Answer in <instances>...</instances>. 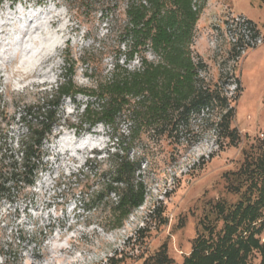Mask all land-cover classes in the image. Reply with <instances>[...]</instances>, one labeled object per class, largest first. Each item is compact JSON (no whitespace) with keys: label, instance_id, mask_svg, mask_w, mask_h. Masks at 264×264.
I'll return each instance as SVG.
<instances>
[{"label":"rangeland","instance_id":"374dc122","mask_svg":"<svg viewBox=\"0 0 264 264\" xmlns=\"http://www.w3.org/2000/svg\"><path fill=\"white\" fill-rule=\"evenodd\" d=\"M40 1L0 0V132L16 140L23 133L15 118L20 108L56 88L66 57L77 61L75 82L88 85L81 58L92 55L109 66L118 50L111 17L100 4L47 0L37 5ZM237 18L253 24L254 38H247ZM256 38L261 45L254 46ZM193 50L206 64L202 77L236 98L232 128L239 142L220 139L212 117L196 120L198 141L178 148L147 136L132 138L124 122L83 131L77 107L66 101L60 126L46 144L47 172L21 195L0 196V248H20L21 264H106L116 252H122L120 264H143L162 249L175 264L183 262L203 226L216 221L214 206L239 201L240 195L229 189L228 174L241 167L243 152L264 133V0H207ZM116 154L144 158L147 193L123 226L111 229L115 197L100 203L94 174L109 170V155ZM87 161L93 175L78 182ZM155 207L160 214L136 239ZM20 232L24 241L18 240Z\"/></svg>","mask_w":264,"mask_h":264},{"label":"trees","instance_id":"16d2710c","mask_svg":"<svg viewBox=\"0 0 264 264\" xmlns=\"http://www.w3.org/2000/svg\"><path fill=\"white\" fill-rule=\"evenodd\" d=\"M8 1L15 4L20 0ZM77 1L85 7L100 4L103 14L111 17L118 50L109 66L92 55L81 58L88 85L75 82L77 61L66 57L65 75L56 88L20 108L15 118L23 133L18 140L10 132H0V196L21 195L47 172L46 144L60 126L66 101L77 107L83 131L100 124L114 128L124 122L132 138L147 136L178 148L198 141L201 132L195 130L196 120L212 117L220 139L239 142V132L232 128L236 98H229L202 77L206 64L193 50L207 0ZM143 159L109 155L110 169L94 174L101 186L95 195L100 203L110 195L115 197L109 209L111 229H120L145 200ZM90 175L91 162L87 161L76 180L83 182ZM227 180L230 191L240 195L239 201L214 206L216 221L203 226L204 232L193 241L181 264H253L255 259L264 264V133L243 152L241 167L228 174ZM160 211L155 207L150 212V220L136 232V239ZM18 240H25L22 232ZM119 256L122 252H116L106 264H120ZM0 259L3 264H21L23 251L12 245L0 248ZM143 264L175 263L162 249Z\"/></svg>","mask_w":264,"mask_h":264},{"label":"built area","instance_id":"2783aa9c","mask_svg":"<svg viewBox=\"0 0 264 264\" xmlns=\"http://www.w3.org/2000/svg\"><path fill=\"white\" fill-rule=\"evenodd\" d=\"M236 21L239 23V25L241 27L244 28V31H246V34H247V38L248 39H249V37L254 38L253 36L255 34V29H254L253 24L250 21H248L245 18H240V19L237 18ZM257 44H259V45L262 44L261 38H256L254 46L255 45L257 46Z\"/></svg>","mask_w":264,"mask_h":264},{"label":"bare ground","instance_id":"6f19581e","mask_svg":"<svg viewBox=\"0 0 264 264\" xmlns=\"http://www.w3.org/2000/svg\"><path fill=\"white\" fill-rule=\"evenodd\" d=\"M43 15V14H42ZM40 17H43V16H40ZM27 18V17H26ZM31 19V18H30ZM42 19V18H41Z\"/></svg>","mask_w":264,"mask_h":264}]
</instances>
